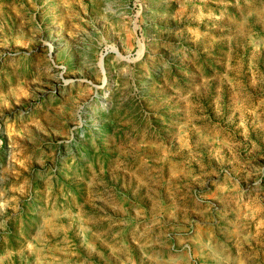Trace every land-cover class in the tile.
Returning <instances> with one entry per match:
<instances>
[{
  "label": "rangeland",
  "instance_id": "374dc122",
  "mask_svg": "<svg viewBox=\"0 0 264 264\" xmlns=\"http://www.w3.org/2000/svg\"><path fill=\"white\" fill-rule=\"evenodd\" d=\"M96 258L264 264V0H0V264Z\"/></svg>",
  "mask_w": 264,
  "mask_h": 264
},
{
  "label": "crops",
  "instance_id": "0c3cea01",
  "mask_svg": "<svg viewBox=\"0 0 264 264\" xmlns=\"http://www.w3.org/2000/svg\"><path fill=\"white\" fill-rule=\"evenodd\" d=\"M122 171L124 170L122 169ZM117 183V181H114V185L112 186L111 191L107 190L104 196L105 199L103 201V204L101 203L102 198L100 197L98 199L100 201V204L98 205L99 213L97 214V216L86 215V219L91 222V224L98 225L97 229L86 230L89 237H91L92 239L94 237L96 238L95 240H93L95 248H92L88 253L104 254L107 252L113 253L115 250H117L118 253L122 254L129 253L127 246H130L131 243L122 241L120 246H115L107 244V242L104 240H100L102 237L107 236H132V232H135L137 230L136 227L132 226L131 224L137 222V217L133 218L129 216V214H125V211L122 209V201L119 199V197H117L118 195L122 197V191L120 188H118ZM127 221H130V225H127ZM162 247H164V245H162ZM165 247H168V243H166ZM134 248V251L136 253V245L134 246ZM78 264H104V262H102V259L96 258V261H94V259L84 260L83 262Z\"/></svg>",
  "mask_w": 264,
  "mask_h": 264
}]
</instances>
